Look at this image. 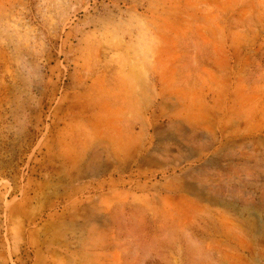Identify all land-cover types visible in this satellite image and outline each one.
Segmentation results:
<instances>
[{"label": "rangeland", "instance_id": "rangeland-1", "mask_svg": "<svg viewBox=\"0 0 264 264\" xmlns=\"http://www.w3.org/2000/svg\"><path fill=\"white\" fill-rule=\"evenodd\" d=\"M0 264H264V0H0Z\"/></svg>", "mask_w": 264, "mask_h": 264}]
</instances>
